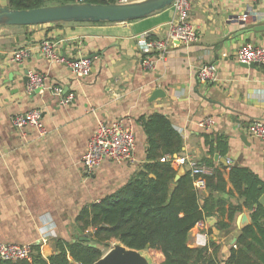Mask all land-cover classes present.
I'll return each instance as SVG.
<instances>
[{
	"label": "crops",
	"instance_id": "obj_1",
	"mask_svg": "<svg viewBox=\"0 0 264 264\" xmlns=\"http://www.w3.org/2000/svg\"><path fill=\"white\" fill-rule=\"evenodd\" d=\"M189 3V21L197 40L154 57L151 70L142 67L146 56L142 36L159 39L165 35L174 18L171 6L123 23L0 26V243L38 246L47 258L56 253V241L73 243L80 236L89 237L92 229L82 231L77 222L80 211L118 191L146 162L141 118L154 113L166 116L180 134L179 156L197 163L211 158L209 166L222 171L227 189L231 188L228 168L233 165L249 169L264 184L263 143L248 132L252 121L264 122V68H243L234 60L240 46L264 45V31L235 36L243 28L237 24L239 16L246 15L244 26L253 24L252 16L256 23L264 22V0ZM4 6L8 1L0 0V7ZM43 40L54 43L56 56L64 60L91 56L89 74L76 78L65 64L44 58L39 50ZM19 48L28 50L26 60L10 62L12 52ZM209 63L216 66V80L202 82L198 69ZM25 71L40 73L46 87L62 88V96L72 95V102L60 105L51 88L27 93ZM157 88L164 97L150 101ZM31 109L41 112L43 136L32 127L17 129L10 123L11 116ZM208 118L214 126L199 128L198 122ZM114 120L131 127L135 161L105 160L87 175L81 166L87 141L98 122ZM220 137L226 140L225 154L217 148ZM171 166L177 172L180 169ZM198 191L202 198L209 194L205 185ZM213 196L227 198L219 193ZM230 201L242 202L236 196ZM241 214L249 224L243 208L224 231L215 229L214 217L202 221V226L196 224L187 246L207 247V255L223 264L240 234L237 217ZM117 242L111 239L107 247H96L104 255ZM141 252L149 257V264H155L147 250Z\"/></svg>",
	"mask_w": 264,
	"mask_h": 264
},
{
	"label": "trees",
	"instance_id": "obj_2",
	"mask_svg": "<svg viewBox=\"0 0 264 264\" xmlns=\"http://www.w3.org/2000/svg\"><path fill=\"white\" fill-rule=\"evenodd\" d=\"M8 7L26 10L74 3L75 0H7ZM93 4H113L115 0H86ZM107 22L89 23L103 24ZM59 24V23H57ZM27 27V26H23ZM146 138V162L118 191L80 211L77 222L82 231L90 227V241L108 246L115 239L126 248L147 250L155 264H218L207 255V247L190 248L187 237L199 222L214 217L215 229L228 230L235 216L245 208L250 223L241 228L223 264H264V205L258 203L264 184L247 168H228V182L221 170L203 178L209 194L202 198L189 171L177 175L166 157L179 156L182 138L166 116L154 113L141 118ZM207 138V136H205ZM217 148L226 151L224 137ZM212 150L209 152L211 156ZM211 165V158L204 161ZM213 193L227 198H216ZM237 197L242 202H232ZM202 201V202H201ZM56 253L44 260L38 246L32 247L31 260L0 264H93L102 256L95 247L77 242L56 241Z\"/></svg>",
	"mask_w": 264,
	"mask_h": 264
},
{
	"label": "built area",
	"instance_id": "obj_3",
	"mask_svg": "<svg viewBox=\"0 0 264 264\" xmlns=\"http://www.w3.org/2000/svg\"><path fill=\"white\" fill-rule=\"evenodd\" d=\"M86 0H75L74 3H85ZM136 0H115L117 4H127ZM263 1V0H262ZM174 18L168 23L165 35L159 39L147 38L148 34L142 36V52L145 58L142 67L147 70L153 68L154 57H163L167 49L179 45H188L197 40V32L189 21L190 3L189 0H175L171 4ZM246 15L239 16L238 19L244 21ZM54 43L43 40L39 44V50L44 58L65 64L76 78L86 77L91 69L90 59L79 57L73 60H64L56 56ZM28 56V50L19 48L12 52L9 61L15 64H22ZM234 60L239 64H255L264 68V45L244 44L234 53ZM217 69L214 64H204L197 72L198 79L202 82H213L216 80ZM26 92L42 93L45 89H50L44 84V77L36 72H27ZM52 94L59 98V104L69 105L72 95H63L62 88L54 86L51 88ZM41 112L31 109L25 113L11 116L10 123L14 128L21 129L26 126L32 127L39 136L46 134L40 122ZM214 122L205 119L198 122V127L204 130L211 129ZM251 136L260 139L263 143L262 161L264 163V122L252 121L248 126ZM135 140L131 127L125 126L122 121L111 122L100 121L89 140L87 141L81 159L83 171L89 175L105 160L116 164L133 163L135 161ZM166 159L176 168H186L190 175L194 177V186L197 190L204 187L203 178L212 174L213 169L205 163H197L193 159L185 156L166 157ZM229 165L230 161H226ZM202 226V222L198 223ZM87 232V231H86ZM32 247L30 245L4 244L0 243V260L20 261L31 260Z\"/></svg>",
	"mask_w": 264,
	"mask_h": 264
},
{
	"label": "water",
	"instance_id": "obj_4",
	"mask_svg": "<svg viewBox=\"0 0 264 264\" xmlns=\"http://www.w3.org/2000/svg\"><path fill=\"white\" fill-rule=\"evenodd\" d=\"M175 0H140L127 4H93V3H68L53 5L26 10H14L8 6L0 7V26H40L56 23H123L147 17L155 12L163 10ZM256 16L251 17L252 25L244 26L243 21L237 24L243 28L236 32V38L251 32L264 31V22L256 23ZM91 58V56H87ZM243 68L256 69L255 64H239ZM25 74L27 71L24 72ZM27 80V76L25 78ZM164 97L161 89H155L150 97V101ZM218 156L215 155V158ZM183 168H180L175 179L182 175ZM258 203L264 205V194L259 198ZM239 226H245L247 218L245 214L237 217ZM78 234L81 231L78 230ZM84 246L96 247L95 241H90L84 235L75 240ZM143 251V250H142ZM44 260L46 258L42 257ZM149 257L143 255L141 251L126 248L120 242L114 243L104 255L93 264H149Z\"/></svg>",
	"mask_w": 264,
	"mask_h": 264
},
{
	"label": "rangeland",
	"instance_id": "obj_5",
	"mask_svg": "<svg viewBox=\"0 0 264 264\" xmlns=\"http://www.w3.org/2000/svg\"><path fill=\"white\" fill-rule=\"evenodd\" d=\"M136 1H140V0H136ZM110 245V244H109Z\"/></svg>",
	"mask_w": 264,
	"mask_h": 264
}]
</instances>
